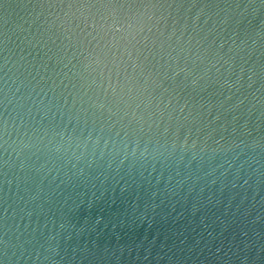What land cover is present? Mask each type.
I'll use <instances>...</instances> for the list:
<instances>
[{
    "label": "water",
    "instance_id": "1",
    "mask_svg": "<svg viewBox=\"0 0 264 264\" xmlns=\"http://www.w3.org/2000/svg\"><path fill=\"white\" fill-rule=\"evenodd\" d=\"M0 264H264V0H0Z\"/></svg>",
    "mask_w": 264,
    "mask_h": 264
}]
</instances>
